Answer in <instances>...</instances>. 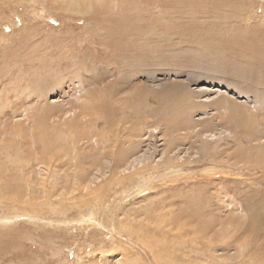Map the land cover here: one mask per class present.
<instances>
[{"label":"rangeland","instance_id":"obj_1","mask_svg":"<svg viewBox=\"0 0 264 264\" xmlns=\"http://www.w3.org/2000/svg\"><path fill=\"white\" fill-rule=\"evenodd\" d=\"M77 1L0 0V264H264V0Z\"/></svg>","mask_w":264,"mask_h":264},{"label":"bare ground","instance_id":"obj_2","mask_svg":"<svg viewBox=\"0 0 264 264\" xmlns=\"http://www.w3.org/2000/svg\"><path fill=\"white\" fill-rule=\"evenodd\" d=\"M61 2H63V0H60ZM78 3H70L71 4V6L70 7H72V6H81V8L82 9H84L87 5H86V3H85V0H79V1H77ZM79 9V8H78ZM88 10V9H87ZM93 17V16H92ZM120 26V25H119ZM25 33V32H24ZM248 38V37H247ZM245 40H246V38H244ZM69 40V39H68ZM249 39H247L246 41H248ZM244 41V40H243ZM139 42V41H138ZM249 42V41H248ZM43 43V42H42ZM242 43V42H241ZM38 45V44H37ZM35 46V45H34ZM20 48V47H19ZM34 48V47H33ZM12 54V53H11ZM163 57V56H162ZM141 59V58H140ZM60 60V59H59ZM40 63V62H39ZM42 64H43V62H42ZM177 67V66H176ZM147 71V70H146ZM115 73V72H114ZM153 81V80H152ZM74 82V81H73ZM72 83V82H71ZM57 86V85H56ZM81 86V85H80ZM90 86V85H89ZM37 87V86H36ZM55 87V86H54ZM34 87L32 86V88L31 89H33ZM47 88V87H46ZM30 89V90H31ZM37 89V88H36ZM49 89V88H48ZM30 90H28V92L30 91ZM34 90V89H33ZM36 91V90H35ZM35 91H33V92H35ZM39 93H38V95L41 93L40 91V88H39ZM53 91V90H52ZM85 91H88V89H86ZM31 92V91H30ZM32 92V93H33ZM43 92V91H42ZM45 92V91H44ZM43 92V93H44ZM37 92H35V94H36ZM53 93V92H52ZM31 94V93H30ZM37 95V96H38ZM42 95V94H41ZM41 95H39V96H41ZM82 95V94H81ZM36 96V95H35ZM34 96V97H35ZM75 97V96H74ZM80 97V96H79ZM78 97V98H79ZM83 97H85V96H83ZM101 98H103V97H101ZM39 100H37L38 101V103H39V105H40V102H42V104H43V101H42V98H38ZM48 99V98H47ZM20 101V100H19ZM45 101V100H44ZM211 105V104H210ZM18 107V106H17ZM16 107V108H17ZM40 107V106H39ZM44 107V106H43ZM212 107V106H211ZM19 108V107H18ZM50 108V107H49ZM71 108V107H70ZM74 108V107H73ZM72 109V108H71ZM71 109L69 110V111H66V112H64L65 113V116L67 115V114H69V113H71ZM75 109H76V107H75ZM67 110V109H66ZM12 111V110H11ZM39 111V110H38ZM52 111V110H51ZM13 112H15V111H13ZM45 112V111H44ZM46 113V112H45ZM44 113V114H45ZM58 113H60V112H58ZM57 113V114H58ZM63 113V114H64ZM19 114H21V113H19ZM18 114V115H19ZM49 114V113H48ZM82 114V113H81ZM175 114V113H174ZM53 115V114H52ZM9 116V115H8ZM55 116V115H54ZM53 116V117H54ZM83 116H86V115H83ZM115 116V115H114ZM15 117V116H14ZM64 117V116H63ZM76 117H77V114H76ZM80 118H81V116H79ZM16 118V117H15ZM22 118H23V116H22ZM25 118V117H24ZM24 118H23V120H24ZM78 118V117H77ZM85 118V117H84ZM17 119H19L18 117H17ZM21 119V118H20ZM19 119V120H20ZM55 119V118H54ZM57 119V118H56ZM60 119V118H59ZM64 119V118H63ZM86 119V118H85ZM163 119H165V118H163ZM16 121V120H15ZM37 121V120H36ZM35 121V122H36ZM61 121V120H60ZM59 121V122H60ZM21 122V121H20ZM58 122V123H59ZM79 122V121H78ZM80 122H81V120H80ZM84 122V121H83ZM3 123H5V122H3ZM25 123V122H24ZM157 123V122H156ZM168 123V122H167ZM64 124V123H63ZM172 124V126H174L175 125V127H176V124H174L173 125V123H171ZM8 126H9V124H8ZM7 126V127H8ZM75 126V125H74ZM170 125H168L167 127L165 126L164 127V129L162 130V136H163V138L165 137V135H168L169 137H171L172 135H174V134H176V130H174V128L172 129V128H170L169 127ZM180 127H183V125L181 126L180 125ZM179 127V128H180ZM10 128V127H9ZM25 128V127H24ZM27 128V127H26ZM60 128H61V126H60ZM76 128H78L77 126H76ZM76 128H75V130H76ZM187 128V127H186ZM2 129H4V128H2ZM150 130H149V133H150V131H152V130H158V126L157 127H155V126H150V128H149ZM180 129H182V128H180ZM180 129H178V130H180ZM8 130V129H7ZM156 130V131H157ZM2 130H0V132H1ZM5 131H6V129L3 131L4 133H5ZM54 131V130H53ZM80 132V131H79ZM96 132V131H95ZM138 132V131H137ZM153 132V131H152ZM155 132V131H154ZM235 130H226V131H224V129H221L220 131H217V132H212V133H208L207 131H205V129L203 128V132H201L202 134H203V136H205V137H210V136H212V138L214 137V136H217V135H220V134H222V133H229L230 135H232L233 137L235 136ZM69 133H71V132H69ZM75 133V132H74ZM86 133V132H85ZM91 133V132H90ZM90 133H88L87 132V135L88 134H90ZM178 133H179V131H178ZM0 135H2V133L0 134ZM6 135V134H5ZM83 135V134H82ZM87 135L85 136V137H87ZM179 135V134H178ZM8 137H6V138H8V140H10L9 139V136L10 135H7ZM70 136H71V134H70ZM80 138H82V136H80V135H78ZM202 136V137H203ZM5 137V136H4ZM72 137V139H73V136H71ZM78 137V139H80ZM89 137V136H88ZM93 137V136H92ZM91 137V138H92ZM168 137V138H169ZM257 137V136H256ZM2 138H3V135H2ZM2 138H0V139H2ZM65 138H66V136H65ZM75 138H76V136H75ZM166 138H167V136H166ZM172 138V137H171ZM240 138H241V136H240ZM85 139H87V138H85ZM90 139V138H89ZM170 139V138H169ZM205 139V138H204ZM259 139V138H258ZM66 140V139H65ZM65 140H64V142H65ZM71 138H69V142H71V141H74L75 139H73V140H71ZM88 140V139H87ZM4 141V140H3ZM83 141V140H82ZM163 141V140H162ZM170 141V140H169ZM169 141H168V144H169ZM172 141V140H171ZM178 141V140H177ZM60 142V141H59ZM184 142H186V140L184 141ZM134 143V142H133ZM173 143H175V141H173ZM20 144V143H19ZM69 144V143H68ZM71 144H72V142H71ZM77 144V143H76ZM132 144V143H131ZM130 144V145H131ZM179 144V143H178ZM183 145L185 144V143H182ZM8 145H10V144H8ZM61 145V144H60ZM95 146H96V143L94 144ZM102 145V144H101ZM101 145H100V147H101ZM129 144H128V146H130ZM134 145V144H133ZM91 146H93V145H91ZM0 147H2V146H0ZM9 146H7L6 148H8ZM43 147V146H42ZM66 147H67V144H66ZM85 147V146H84ZM97 147V146H96ZM99 147V146H98ZM133 146H131V148H132ZM135 147V146H134ZM134 147L132 148V149H134ZM176 147V146H175ZM178 147V146H177ZM5 148V147H4ZM46 148V147H45ZM64 148V147H63ZM93 148V147H92ZM104 148V147H103ZM137 148H139L138 146H137ZM178 148H180V147H178ZM177 148V149H178ZM188 148V147H187ZM1 149V148H0ZM100 149H102V148H100ZM99 149V150H100ZM106 149V148H105ZM150 150H151V148H149ZM191 149H193V147H191L190 148V150ZM3 149H1L0 151H2ZM34 150V149H33ZM94 151H95V149H93ZM104 150V149H103ZM123 150V149H122ZM131 150V149H130ZM136 150V149H135ZM179 150V149H178ZM206 150H207V148H206ZM6 151H9V150H6ZM62 151H64V150H62ZM102 151V150H101ZM128 151V150H127ZM176 151V150H175ZM195 153H199L196 149H195ZM60 152H61V150H60ZM75 152V151H74ZM102 152H104V151H102ZM116 152H117V150H116ZM116 152H115V154H116ZM118 152H120L119 150H118ZM124 152V151H123ZM122 152V153H123ZM138 151H136V153H137ZM164 152H167V151H164ZM163 152V153H164ZM203 152V151H202ZM0 153H3V152H0ZM9 152H6L4 155L6 156V159L8 160L9 159V157H10V155L8 154ZM125 153V152H124ZM130 153H131V151H130ZM188 153V152H187ZM58 154V153H57ZM77 154V153H76ZM101 155H102V153H100ZM115 154H113V155H115ZM129 153H126L125 155H123V156H121V158H122V161L120 162V161H118V163L120 162V164H119V167L121 166V168H120V171H118L117 172V167L114 165V167L112 168L111 167V165L109 164V163H107L105 166H103V165H101V163L99 162V159L97 160L98 161V164L100 163V166L98 165V166H95V167H91L92 169H91V173L90 174H86V176L84 177L85 179H82L80 182H79V185L78 184H76V187H77V189H75V190H72V189H70V191L72 190V192L71 193H73L74 194V192H77V191H82L83 192V190H85L86 191V193H88V195H90V192H92L91 191V185H89V184H91V180H92V178L91 177H93L94 178V180H93V183H97L100 179L101 180H103L104 178H106V177H108L109 176V178H108V180H112L113 181V179H117V178H119V176H121L122 174H121V172L122 171H124V172H126V171H132V170H134V172H139V173H141L144 169H141L142 167H146V168H148L147 166H149L150 165V162L152 161V160H150L151 158L149 157V156H147L146 154H148V153H145L144 155L142 154V155H139V156H136V155H132V156H130L129 157V155H128ZM138 154V153H137ZM168 154H171V153H169L168 152ZM175 154V153H174ZM74 155V154H73ZM87 155V154H86ZM104 155V154H103ZM103 155L101 156L102 158H103ZM128 155V156H127ZM150 155V154H149ZM189 155V154H188ZM207 155H209L210 156V152L208 151L207 152ZM2 156V155H1ZM64 156V155H63ZM66 156V155H65ZM64 156V157H65ZM68 156V155H67ZM72 156V155H71ZM77 156V155H76ZM80 156V155H79ZM78 156V157H79ZM118 156H120V154H118ZM147 156V157H146ZM167 155H163V157L162 158H164V157H166ZM48 157V156H47ZM81 157H82V159L81 160H84V158H86V157H84L83 158V156H82V154H81ZM170 157V156H169ZM173 157V156H172ZM234 157V156H233ZM236 157V156H235ZM43 158V157H42ZM75 159H76V161H77V158L76 157H74ZM87 158H88V156H87ZM168 158V157H167ZM175 158V157H174ZM231 158V157H230ZM30 159V158H29ZM33 159V158H32ZM74 159V160H75ZM80 159V157L78 158V160ZM103 159H105V158H103ZM102 159V160H103ZM108 159V158H107ZM107 159L105 160L106 162H107ZM153 159V158H152ZM176 159V158H175ZM190 159V158H189ZM10 160V159H9ZM71 160H73V159H71ZM86 160V159H85ZM102 160H100L101 162H102ZM114 160V159H113ZM155 160V159H154ZM166 160V159H165ZM191 160V159H190ZM189 160V161H190ZM232 160V159H231ZM234 160V159H233ZM34 161V160H33ZM89 161V160H88ZM104 161V162H105ZM109 161V160H108ZM115 161V160H114ZM117 161V160H116ZM168 161V160H167ZM170 161V160H169ZM173 161V160H172ZM35 162V161H34ZM33 162V163H34ZM70 162H72V161H70ZM86 161H83V163L84 164H87V163H85ZM92 162V161H91ZM105 162V163H106ZM152 162H154V161H152ZM173 162H175V160L173 161ZM21 163V162H20ZM73 163V162H72ZM94 163V162H93ZM95 163H96V161H95ZM94 163V164H95ZM15 164V163H14ZM102 164H104L103 162H102ZM71 165V164H70ZM34 166V165H33ZM83 166V165H82ZM70 167V166H69ZM79 167V166H78ZM150 167V166H149ZM18 168V167H17ZM71 168V167H70ZM69 168V169H70ZM73 170V169H72ZM79 170V169H78ZM78 170H77V172H78ZM94 170V171H93ZM147 170V169H146ZM95 172V173H94ZM123 172V173H124ZM179 172V168L177 169V170H175V171H172L171 173H169L170 175H175V174H177ZM50 173V172H49ZM52 173V172H51ZM82 173V172H81ZM87 173V172H86ZM97 173H99L98 175H97ZM133 173V172H132ZM131 173V174H132ZM3 174V173H2ZM28 174V173H27ZM78 174H80V173H77V175ZM135 174H138V173H135ZM75 175V174H74ZM74 175H73V177H74ZM82 175H83V173H82ZM82 175H80V176H82ZM85 175V174H84ZM97 175V176H96ZM127 175V174H126ZM129 175V174H128ZM79 176V177H80ZM53 177V176H52ZM65 177H67V176H65ZM122 177V176H121ZM121 177H120V179H121ZM69 178V177H68ZM75 178H76V176H75ZM81 178H83V177H81ZM128 178V177H127ZM5 180V179H4ZM67 181V180H66ZM97 181V182H96ZM50 182H52V181H50ZM88 182V183H87ZM114 183H115V180L113 181ZM54 183V182H53ZM111 183V182H110ZM112 184V183H111ZM9 185V184H8ZM13 185V184H12ZM64 185V184H63ZM19 186V185H18ZM60 186V185H59ZM65 186V185H64ZM6 187V186H5ZM9 187V186H8ZM57 187V186H56ZM67 187V186H66ZM75 187V186H74ZM97 187H98V185H97ZM1 188V187H0ZM10 190V187L9 188H6L5 189V191L6 192H8ZM52 191V190H51ZM88 191V192H87ZM99 191V190H98ZM97 191V192H98ZM102 191V190H101ZM2 192V191H1ZM5 192V193H6ZM15 192H17L16 190H15ZM4 193V192H3ZM66 194V193H65ZM94 194V193H93ZM64 195V194H63ZM75 195V194H74ZM98 195V194H97ZM86 196V195H85ZM95 196V195H94ZM84 197V196H83ZM82 197V198H83ZM91 197V196H90ZM89 197V198H90ZM220 198V197H219ZM218 198V199H219ZM11 200H13L12 198H11ZM20 200V199H19ZM26 200V199H25ZM230 200V199H229ZM229 200L225 197V196H221V200H218L221 204H225V206L226 207H228V204H227V202L229 203ZM27 201V200H26ZM226 201V202H225ZM92 202V201H91ZM19 203V202H18ZM24 203V202H23ZM22 203V204H23ZM28 203V202H27ZM26 204V203H25ZM24 204V205H25ZM233 204V203H232ZM235 204V203H234ZM6 205V204H5ZM41 205V204H40ZM236 205V207L237 206H239V204H235ZM11 206V205H10ZM23 206V205H22ZM26 206V205H25ZM27 206H28V204H27ZM26 206V207H27ZM41 207V206H40ZM239 207H241V206H239ZM238 207V208H239ZM237 208V209H238ZM21 209V208H20ZM29 208L27 207V210H28ZM150 209H151V207H150ZM155 209V208H154ZM169 209V208H168ZM235 210H236V208H234ZM29 210H31V209H29ZM34 210V209H33ZM157 210V209H156ZM171 210H173V209H171ZM32 211V210H31ZM158 211V210H157ZM10 212V211H9ZM28 212V211H27ZM154 212V211H153ZM163 212V211H162ZM169 212V211H168ZM171 212V211H170ZM17 213V212H16ZM18 213H19V211H18ZM26 213V212H25ZM35 213V212H34ZM144 213V212H143ZM185 213V212H184ZM242 213V212H241ZM240 213V214H241ZM24 214V213H23ZM145 214H146V212H145ZM177 214V213H176ZM181 214V213H180ZM186 214V213H185ZM238 214H239V212H238ZM17 215V214H16ZM159 215H161V213L159 214ZM168 215V214H167ZM167 215H165V216H167ZM179 214H177V216H178ZM30 216V215H29ZM92 216V215H91ZM95 216V215H94ZM165 216H164V218H165ZM16 217H18V215L16 216ZM15 217V218H16ZM19 217H21V216H19ZM90 217V216H89ZM169 217V216H168ZM173 217V216H172ZM183 217V216H182ZM12 214L11 213H9V214H7L4 218H0L1 220H3V222H5V223H7V224H10L11 225V223H12ZM152 218V217H151ZM156 218V217H155ZM179 218H180V216H179ZM166 219V218H165ZM173 219H175V218H173ZM178 219V218H177ZM192 219V218H191ZM213 219V218H212ZM178 220H180V219H178ZM89 221H90V218H89ZM191 221V220H190ZM213 221V220H212ZM14 222V221H13ZM56 222V221H55ZM91 222V221H90ZM94 222V221H93ZM184 222V221H183ZM165 223V222H164ZM178 224V223H177ZM92 225V224H91ZM118 225H119V223H118ZM121 225V224H120ZM144 225V224H143ZM132 226V225H131ZM120 227V226H119ZM178 227V226H177ZM190 228V227H189ZM119 229V228H118ZM125 229V228H124ZM123 229V231H125ZM126 229H128V228H126ZM135 229V228H134ZM134 229H132V231L134 230ZM171 229H172V231H174L175 233L173 234V239H175V238H177L176 236H174L175 234H177V236H179L180 235V233L182 232V234H183V230H184V227H181L180 229L178 228V229H174V228H172L171 227ZM200 229V228H199ZM140 230V229H139ZM237 230V229H236ZM131 230H130V233L129 234H131V232H132ZM167 231V230H166ZM200 231V230H199ZM234 231V230H233ZM121 232H122V230H121ZM140 232H142V229H141V231ZM191 233H192V235H193V232H194V230H191L190 231ZM133 233V232H132ZM152 233V232H151ZM191 233H189L190 234V236H191ZM195 233V232H194ZM122 234V233H121ZM138 234H140V233H138ZM141 234H146V233H141ZM185 234V233H184ZM200 234H201V232H200ZM213 234H215L214 232H213ZM133 235H135V234H133ZM143 235V236H144ZM150 235V234H149ZM153 235V234H152ZM195 235V234H194ZM142 236V237H143ZM216 236V235H215ZM158 238V237H157ZM143 239V238H142ZM150 239V238H149ZM152 239V238H151ZM164 239V238H163ZM163 239H161V241L163 240ZM147 240V239H146ZM160 240V239H159ZM158 240V241H159ZM165 240V239H164ZM168 240H170V239H168ZM177 240V239H176ZM239 241V240H238ZM148 242V241H147ZM151 242H153V240L151 241ZM169 242V241H168ZM171 242V241H170ZM181 242H184V240H183V238H181ZM157 243H159V242H155V244H157ZM163 243V242H162ZM172 243V242H171ZM241 243V242H240ZM247 243V242H246ZM152 244V243H151ZM163 244H165V243H163ZM162 244V245H163ZM236 244H239V242L238 243H236ZM147 244L145 243V246H146ZM161 245V244H160ZM147 246H149V245H147ZM151 246V245H150ZM150 246H149V249L150 250H152L151 248H150ZM155 247V246H154ZM158 247V246H157ZM152 248H153V246H152ZM238 248H239V251L238 252H244L245 251V249L246 248H249V247H247L246 245H242V244H239L238 245ZM167 249V248H166ZM165 248H164V250H166ZM213 250H214V247H213ZM212 250V251H213ZM162 251V250H161ZM214 252H216V251H214ZM222 252V251H221ZM225 252V251H224ZM237 252V251H236ZM246 252H247V250H246ZM245 252V253H246ZM122 253V252H121ZM127 255V254H126ZM126 255H124V254H121V255H119V257L120 256H122L121 257V259H120V261L119 262H115L116 264H141V262H139V261H141V260H139V259H137V258H135V257H133V258H127L128 257V255L126 256ZM247 255V254H246ZM249 255H250V252H249ZM244 256V255H243ZM252 256H253V253H252ZM255 258H257V257H255ZM161 259H162V257H161ZM228 260V259H227ZM114 262H113V264H115ZM256 263H257V260H256ZM246 264V263H245Z\"/></svg>","mask_w":264,"mask_h":264}]
</instances>
